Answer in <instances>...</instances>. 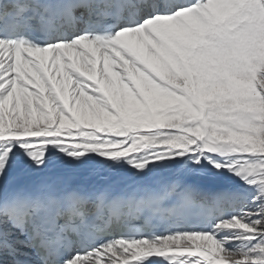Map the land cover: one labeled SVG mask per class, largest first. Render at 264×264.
Returning a JSON list of instances; mask_svg holds the SVG:
<instances>
[{
    "label": "snow or ice",
    "instance_id": "snow-or-ice-1",
    "mask_svg": "<svg viewBox=\"0 0 264 264\" xmlns=\"http://www.w3.org/2000/svg\"><path fill=\"white\" fill-rule=\"evenodd\" d=\"M0 264H264V0H0Z\"/></svg>",
    "mask_w": 264,
    "mask_h": 264
},
{
    "label": "bare ground",
    "instance_id": "bare-ground-1",
    "mask_svg": "<svg viewBox=\"0 0 264 264\" xmlns=\"http://www.w3.org/2000/svg\"><path fill=\"white\" fill-rule=\"evenodd\" d=\"M191 182L208 192L226 189L229 185V182L226 179H222L218 183H210L203 177V175L192 177Z\"/></svg>",
    "mask_w": 264,
    "mask_h": 264
}]
</instances>
